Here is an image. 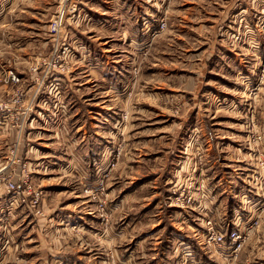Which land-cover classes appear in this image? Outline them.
<instances>
[{"label": "rangeland", "instance_id": "1", "mask_svg": "<svg viewBox=\"0 0 264 264\" xmlns=\"http://www.w3.org/2000/svg\"><path fill=\"white\" fill-rule=\"evenodd\" d=\"M0 102V167L44 191L0 264H264V208L238 253L200 234L264 206V0H0Z\"/></svg>", "mask_w": 264, "mask_h": 264}, {"label": "built area", "instance_id": "2", "mask_svg": "<svg viewBox=\"0 0 264 264\" xmlns=\"http://www.w3.org/2000/svg\"><path fill=\"white\" fill-rule=\"evenodd\" d=\"M64 11H61L60 15H57L52 19L51 29L57 31L61 28L64 19ZM166 23L162 21L160 27H165ZM67 48L64 49L66 51ZM5 108L0 102V109ZM21 162L20 170L15 167L17 162ZM29 161H21L19 159H11L3 166L0 167V185L2 186L7 197L4 201H1L2 194L0 192V211H3L4 208L12 209L19 206L24 201L26 195H32L31 205L34 208L36 213H40L42 210L41 202L43 196V190L37 188L33 185L31 179V170H30ZM259 205V204H258ZM253 206L258 209L257 214L252 218L248 217L247 219L242 220V216H235L232 225L227 224V231H224V226L221 221L218 223L216 217H210V209L208 208L205 211V224L206 229L204 232L200 233L202 239L207 244H211L219 250L221 255H227L232 253H238L246 239L249 237L250 233L259 225L260 216L262 214L264 206ZM206 208V207H205ZM251 209L249 212L251 213ZM197 236H200L197 234ZM202 244V241H198ZM183 244L182 252H178V258L182 260V264H201L198 260V251L194 244L190 241H182L178 247ZM179 250V248H178Z\"/></svg>", "mask_w": 264, "mask_h": 264}, {"label": "crops", "instance_id": "3", "mask_svg": "<svg viewBox=\"0 0 264 264\" xmlns=\"http://www.w3.org/2000/svg\"><path fill=\"white\" fill-rule=\"evenodd\" d=\"M44 204H45V202H44Z\"/></svg>", "mask_w": 264, "mask_h": 264}]
</instances>
